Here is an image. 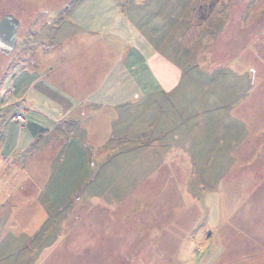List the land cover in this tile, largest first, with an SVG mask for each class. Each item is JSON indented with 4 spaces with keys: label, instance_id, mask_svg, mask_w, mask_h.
Listing matches in <instances>:
<instances>
[{
    "label": "rangeland",
    "instance_id": "374dc122",
    "mask_svg": "<svg viewBox=\"0 0 264 264\" xmlns=\"http://www.w3.org/2000/svg\"><path fill=\"white\" fill-rule=\"evenodd\" d=\"M82 1L0 0V22L7 15L23 21L19 45L0 48V264H264V236L251 238L249 224L250 205L264 207V164L250 169L233 150L237 138L249 141L251 130L259 139L264 134V0H222L202 24L192 0H156L157 13L133 7L129 16L120 0ZM37 29L44 43L33 51L37 43L29 33ZM62 32L80 37L66 44L60 60L74 52L80 60L92 58L95 74L100 68L104 77L107 49L91 44L98 36L115 48L116 59L125 44L159 68L158 55L179 62L181 84L166 97L169 91L150 73L157 69L145 77L140 66L115 59L101 94L82 102V116L73 115L83 119L77 124L67 113L81 102L66 98L67 89L50 76L57 54L45 51L46 44L63 41ZM192 34H199V46L204 36L202 53L194 57L186 51L189 43L199 49ZM208 44L225 62L212 61ZM239 54L249 57L237 68ZM73 66L74 75L90 72V66ZM138 79L146 82L137 90L139 100L115 104L129 98ZM21 102L57 122V129L45 138L27 124L22 129ZM109 116H116L110 124ZM239 123L250 125L247 137L240 138ZM169 127L176 132L159 138ZM175 134L179 141L172 140ZM70 138L88 149L95 179L58 210L56 197L63 201L82 178L76 169L70 176L57 172L70 166L62 147ZM170 149L175 159H186L185 170L183 162H164ZM160 228L163 234L154 237ZM252 229L264 230V224Z\"/></svg>",
    "mask_w": 264,
    "mask_h": 264
},
{
    "label": "crops",
    "instance_id": "0c3cea01",
    "mask_svg": "<svg viewBox=\"0 0 264 264\" xmlns=\"http://www.w3.org/2000/svg\"><path fill=\"white\" fill-rule=\"evenodd\" d=\"M107 1L111 2V0H102L103 3L107 2ZM117 1H119V0H117ZM221 1L222 0H192L191 1V4H192L191 8L193 6L196 7L195 15L197 16V22L199 24L204 23V21L206 19H208V17L210 16V12L212 10H214L215 4H217L218 2H221ZM120 2L123 3V6L121 7V9H123L122 11H124L125 14L128 16H129V13L132 11L133 7H141V8H143V12H144L145 11L144 8L149 6V11L155 12V13L158 12L157 11L158 6L156 5L157 4L156 0H120ZM169 2H171V0H169ZM257 2H258V0H257ZM153 15H156V14H153ZM131 18L133 19L132 15H131ZM15 19L18 21L17 27L15 29V33L11 39H9L8 41L5 42V45H11L9 50L15 49L16 46H18L20 43L19 28H20L21 24L23 23V21L18 20L17 18H15ZM195 19L196 18H194V20ZM27 26L29 27V25H27ZM57 30H58V27H56V34L58 33ZM29 34H33L31 36L37 43L36 44L37 47L33 48V45H32L31 50L38 51V49L40 48V45L42 46V44L44 43V41H43V35H44L43 29L34 30ZM55 35L51 36L50 40H53L55 38ZM62 35H63V41L58 42V43L46 44L48 48H46L45 51H47L48 49L49 50L52 49V50H55L56 54H57V56H56L57 59H56L55 64H54L55 69L52 70L53 73L50 72V76H55L58 84H62L65 87V89H67L66 96H65L66 98H68L70 100H72V99L79 100V102H81V105H80V103H77L78 105L74 106L73 109L67 113V114L71 115L69 117H73V120H74L75 116H73V115L82 116V114H79L80 108L82 106V102H84V103L89 102V100H93L99 94H101V91H102L105 83L108 81L107 74H108V72L112 71L110 67L113 66V60L116 59L115 55H117V53H116L115 48L110 47V45L103 42V40H100L98 42V40H99L98 36L96 37V39L95 38L93 39V43H91L92 46H95V47L100 46L101 48L107 49V51L104 53V58L106 60L103 64L105 66V73H104V77H103V75L101 74L100 68H99L98 74H95V64L97 62L95 60H91L92 58L87 60L88 62L86 60H80L78 58V56L75 55V52H74L70 56H66L65 60H60V58L58 56H59V54H62V52H66V48H65L66 44L67 43L70 44V43H72V41L75 38L80 37L79 34H76V32H74L73 35H72V33L69 34V32H68V34H65L64 32H62ZM192 35L190 37V41H192V43L194 44L198 41V40H195V37L200 38V36H199V34H197V36H194V35L192 36ZM202 40H204V36L201 39V42H202L201 46H199L196 43L198 48H199L197 50L193 49V47L190 46L191 45L190 43L186 47V51L192 53L191 57H194V54H196V51H197V54H198V52L202 53V47L204 46V41H202ZM206 40H207V38H206ZM46 41H49V40L46 39ZM206 43H207V41H206ZM31 44H33V43H31ZM232 45H233V48L234 47H235V49L238 48L235 43H233ZM149 47H151V46H149ZM208 47L209 48L206 49V52H207V55L212 57V61L217 59V61H216L217 63L218 62L219 63L225 62L224 58H222L220 55H216V51L213 50V48L211 49L209 44H208ZM250 47H252V45ZM240 50L241 49H239V51ZM132 52H134L133 58L130 56V54ZM203 52H205V51H203ZM223 54H225V53H223ZM243 55L244 54H239L234 59V64L237 66V68H238V64L241 65L243 61H244L243 62V64H244L246 62L247 58L249 57V56L243 57ZM158 56H159V58H161V61H158L161 63L160 68H159V65H157V63L147 62L146 61L147 58H145V56L142 53H140L138 49L132 48L131 45H125L124 44V46H123V48L119 54V58L116 60H118L117 64L123 65L124 63H127V64L129 63L131 65H134V68H135V65L140 66L143 70L145 77L147 75H149L150 73H151V75H154V77L157 78L159 80V82L164 86L165 91H169L168 93H165L166 97H168L169 93L171 91H173L176 87H179V85L181 84V80L183 78L184 71L181 68V64L179 62L174 61L173 59L171 60L169 57L164 56V55H158ZM68 59H70L71 62H68ZM73 63H78L79 66L81 68H84V69L86 67L90 66V72L88 73L86 71V74H84V75H82V74L74 75L73 73H71V71L74 69ZM152 69H157V71H153V72L149 73V71H151ZM237 72L240 74L245 73V72H242L241 70L237 71ZM60 74H63V76ZM129 83L132 84V81H130ZM136 83H138L137 84L138 87L135 88V87L131 86L132 89L129 88V84H128V88H129L128 90L130 92V93L128 92L129 98H127L121 102L117 101V102H115V104H119L118 106H121L123 104H129L130 100H132L133 103H135L136 100H139L140 92L137 90L139 89V87L143 88L145 86L146 82L144 80L140 82V80L138 79V82H136ZM86 87H88V90L82 91L83 89L86 90ZM67 94H68V96H67ZM19 105L21 106V109H18V111H19L18 113H22L23 115H25V119H26V121L23 124L22 129H24V127L27 124L31 129L37 130L38 136H40V137H44V136H46V134L52 133L54 130L57 129L58 123L54 122L53 120H50L49 118L44 116L42 112H39V111L35 110L34 108L32 110V108L25 106L22 102L19 103ZM100 106L103 107L104 105H100ZM118 106L116 105V107H118ZM239 113H241V111H239ZM243 113H246V112H243ZM115 117L116 116L107 117L106 123L109 122V124H110L111 121H113L115 119ZM0 122H1V125H4L3 118H1V117H0ZM73 122H75L77 124H82L83 119H76ZM58 128H59V126H58ZM66 129H68V127H66ZM167 129H169V130H166V132H162L163 130H161L159 132V134H158L159 138H162L165 135V133L170 132L171 130H173L175 133L177 128L169 127ZM237 129L240 130V132H241L240 135H242L240 138H242L244 135V132L249 131L251 129V127H250V125L239 123V125L237 126ZM2 132H3V128H2ZM175 136L176 137H174V139H172V140L179 141L177 138L178 135L175 134ZM244 136H246V133ZM262 136L260 139H259V137L257 138L256 134L255 135L252 134V130H251L249 135H248V137H249L248 142H247V139L245 137H243L242 139L237 138L235 140V142H234L235 148L233 150L235 152V150L237 151L239 149L240 155H239V153L238 154L233 153V155L236 154V156L238 157V160H237L238 162L248 161L250 164V169L252 167V164H255V163L259 164V166L255 165V167H254L255 170L258 167H260V165H261L260 163L264 164V137H262ZM123 137L126 138L127 135H124ZM72 138H74V137H72ZM72 138H70L71 140L69 143H67V144L63 143V145H62L63 149L65 148L63 157L69 163L70 166H68L66 168V170H64L62 168H61L62 170L58 169L57 172L58 173L63 172V173H65V176H70L72 174V169H76L77 175L78 176L82 175V178L76 179V185L75 186L72 185L71 188L69 189V191L65 192L66 195H65V198L62 199L63 201L58 202L59 198H57L55 196L56 201H57V203H55V204H56V208L58 210H61V209L65 208L67 205H69V200L72 198V196L74 194H76V192L81 187H82L81 190L83 189V186L85 183L90 184V182H92L95 179L93 176L94 172L92 171V168L89 169V166H88L89 160H91V156H90V153L88 152V149L85 148L86 146L84 144H83L84 145L83 146L78 140H76L77 138L76 139H72ZM74 140H76V142ZM246 142L249 143V145L246 146ZM19 145H22V142H20ZM32 145L33 144L31 143L29 148L26 149L28 153H29V150L32 149ZM78 145H80V146H78ZM245 146L248 147V149H247L248 153L247 154H243V152H242V147H245ZM24 148L25 147L23 146V149ZM16 152L19 156L25 155V153H23V151L16 150ZM174 156H175V149H170L165 156L164 162L172 163V165L175 163L177 164V162L178 163L183 162V163H180L181 164L180 170L181 171H183V169L185 170L183 164H184V161L186 159L185 160H177V159H175ZM14 157H15V155L13 154L10 157V159H12ZM247 157L248 158L250 157V159H248ZM3 160L6 161V158H4ZM7 161H8V159H7ZM79 166H81V169L78 168ZM261 169H264V167L262 165H261ZM158 172L160 173V170L157 171L154 175H157ZM57 176H55V178ZM260 178L262 180L264 179V177H260ZM14 181H15L14 177L7 178L6 179L7 186H11L14 183ZM52 182H53V178H52ZM51 185H52V183H50L47 186V190L51 188ZM156 185L159 186L158 183ZM40 192H41L40 194L42 196L45 195V193L43 192V189H41ZM57 193L58 192L56 189L55 193L53 195H57ZM71 201H73V200H71ZM193 206H194V204H193ZM194 207H197V206L195 205ZM200 211L202 214V213H205L206 210L204 208H202V209H200ZM41 212L43 214V220H44V218L47 217V212L43 211V210H41ZM8 222L9 223L11 222L10 226L13 223L12 221L7 220V223ZM255 223L262 224V225L264 224V207H262L259 204L252 203L250 205V223H249L250 228H251V234H252L251 238H253L254 236H257L256 234H258V233L264 236V230L257 231V230L252 229V225H254ZM141 231H143V228H141ZM162 232H163L162 228L154 229V233H155L154 237H156L157 234L162 235L163 234ZM263 244L264 243H262L260 241V245H263ZM254 259L255 258L253 257V260ZM257 259H260V258H256V260ZM253 260H251V261H253Z\"/></svg>",
    "mask_w": 264,
    "mask_h": 264
},
{
    "label": "water",
    "instance_id": "95a60500",
    "mask_svg": "<svg viewBox=\"0 0 264 264\" xmlns=\"http://www.w3.org/2000/svg\"><path fill=\"white\" fill-rule=\"evenodd\" d=\"M18 21L12 16H4L0 22V48L6 49L5 42L12 38L15 33ZM5 46V48L3 47Z\"/></svg>",
    "mask_w": 264,
    "mask_h": 264
},
{
    "label": "built area",
    "instance_id": "2783aa9c",
    "mask_svg": "<svg viewBox=\"0 0 264 264\" xmlns=\"http://www.w3.org/2000/svg\"><path fill=\"white\" fill-rule=\"evenodd\" d=\"M17 121L22 124L24 122V119L20 116L17 118Z\"/></svg>",
    "mask_w": 264,
    "mask_h": 264
}]
</instances>
